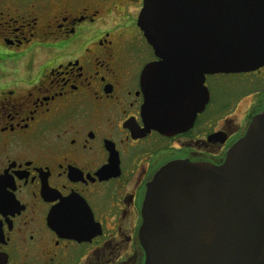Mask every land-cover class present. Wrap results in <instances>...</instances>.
Segmentation results:
<instances>
[{"label":"flooded vegetation","instance_id":"flooded-vegetation-1","mask_svg":"<svg viewBox=\"0 0 264 264\" xmlns=\"http://www.w3.org/2000/svg\"><path fill=\"white\" fill-rule=\"evenodd\" d=\"M144 0H0V264H145L143 206L175 161L221 166L264 113V67L206 77L192 127L146 130ZM224 88L215 96V88Z\"/></svg>","mask_w":264,"mask_h":264},{"label":"water","instance_id":"water-1","mask_svg":"<svg viewBox=\"0 0 264 264\" xmlns=\"http://www.w3.org/2000/svg\"><path fill=\"white\" fill-rule=\"evenodd\" d=\"M138 25L159 62L144 71L146 130L193 126L206 77L264 67V0H144ZM145 264H264V113L221 166L175 161L149 184Z\"/></svg>","mask_w":264,"mask_h":264},{"label":"rangeland","instance_id":"rangeland-1","mask_svg":"<svg viewBox=\"0 0 264 264\" xmlns=\"http://www.w3.org/2000/svg\"><path fill=\"white\" fill-rule=\"evenodd\" d=\"M223 91H224V88H222L221 85H217L215 88V96L217 98L223 96Z\"/></svg>","mask_w":264,"mask_h":264}]
</instances>
